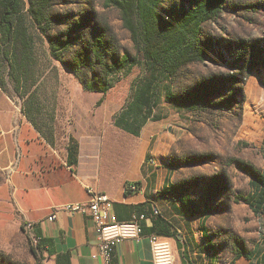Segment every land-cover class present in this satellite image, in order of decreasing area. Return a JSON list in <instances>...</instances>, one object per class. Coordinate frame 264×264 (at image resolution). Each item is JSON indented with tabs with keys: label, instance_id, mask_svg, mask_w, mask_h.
<instances>
[{
	"label": "rangeland",
	"instance_id": "rangeland-1",
	"mask_svg": "<svg viewBox=\"0 0 264 264\" xmlns=\"http://www.w3.org/2000/svg\"><path fill=\"white\" fill-rule=\"evenodd\" d=\"M179 1L163 0L165 17ZM50 16L52 36L74 38L64 52L66 61L88 50L80 75L54 58L48 39L37 34L34 76L18 90L7 65L0 67V81L3 77L6 90L22 107L31 108L45 133L53 126L57 135L66 134L75 97H80V133L88 132L91 120H99L94 130L103 132L106 117L110 123L105 129H120L116 119L132 104L136 80L145 73L143 55L137 53L120 11L105 0H54ZM96 38L103 41L101 61L91 50ZM204 39L214 44L209 59L184 66L174 79L167 77L155 107L141 111L148 126L152 121L162 125L154 138L159 154L153 159L170 162L180 187L208 209L211 236L223 264H229L241 249H264V215H256L246 200L253 193L251 171L264 172V0H227L204 25ZM136 54L134 68L122 63L107 76L114 61ZM105 78L110 83L105 93L84 88L83 81L99 85ZM212 78L221 90L205 96L196 109L167 98L169 89L182 96ZM4 184L0 170V264H39L42 255L36 256V242Z\"/></svg>",
	"mask_w": 264,
	"mask_h": 264
},
{
	"label": "crops",
	"instance_id": "crops-1",
	"mask_svg": "<svg viewBox=\"0 0 264 264\" xmlns=\"http://www.w3.org/2000/svg\"><path fill=\"white\" fill-rule=\"evenodd\" d=\"M73 100L66 134L59 136L53 131L48 136L0 82V170L20 218L32 223V233L43 241L39 264H101L100 258L93 257L99 238L89 214L60 212L56 220L48 219L58 205L87 202L90 188L111 197V214L117 221H129L137 212L147 214L142 222L145 235L121 241L115 264H156L151 233L169 239L174 264H223L210 233L209 213L191 201L188 191L178 188L176 169L170 162L153 159L159 154L154 138L162 125L152 121L148 126L147 121L137 120L142 128L129 140L132 155L126 169L118 171L117 165L104 157L109 119L106 117L103 132H95L99 120H91L88 132L80 133V97ZM114 131L116 137L122 135L121 140L128 136L122 129ZM133 182H139L141 189L127 193ZM154 207L159 209L158 215L153 214ZM229 264H264V249L254 247L234 256Z\"/></svg>",
	"mask_w": 264,
	"mask_h": 264
},
{
	"label": "trees",
	"instance_id": "trees-1",
	"mask_svg": "<svg viewBox=\"0 0 264 264\" xmlns=\"http://www.w3.org/2000/svg\"><path fill=\"white\" fill-rule=\"evenodd\" d=\"M53 1L29 0L27 5L25 0H0V67L9 66L12 81L18 90L35 74L37 34H43L48 39L51 55L77 76L88 63V50L78 51L71 61H66L64 52L69 50L74 38L54 37L49 33L50 7ZM187 1H189L188 4ZM226 1L181 0L170 7L168 17H165L161 11L163 0H105L107 6H114L120 11L123 24L130 32L137 53L143 55L145 69V73L136 80L132 104L116 119L118 128L125 131L128 136L121 140L122 135H118L120 138L116 137L114 129H110L108 130L110 138L105 139L103 144L104 157L113 161L118 171L126 169L128 159L132 155L129 140L138 135L141 129V125L136 123L137 120H141L142 123L147 120V116H144L141 110L155 107L157 94L164 80L167 77L174 79L181 68L188 64L209 59L208 50L214 44L210 39H204V25L220 14ZM102 45L103 41L96 38L91 47L95 58L99 61L102 56ZM138 62L137 54L116 60L106 68L107 76L122 63L132 69ZM0 82L6 90L3 77ZM83 82L87 90H99L105 93L110 88L109 80L106 78L99 85L94 81ZM216 85L215 79L212 78L182 96L169 89L167 98L175 99L183 107L196 109L200 107L205 96L212 94L213 90H221L216 89ZM23 110L40 131L48 136L53 133V126L49 127L48 133L43 131L31 108L23 107ZM105 149L108 153H105ZM251 175L253 193L246 200L256 215H264V172L251 171ZM136 183L139 184V182ZM177 186L180 190H185L179 183ZM127 193H131L128 188ZM191 201L200 209V204L193 198ZM203 210L209 213L207 208L204 207ZM160 220L159 217L157 221ZM42 244L43 241L38 240L34 250L36 256L42 249ZM246 253L241 249L235 257Z\"/></svg>",
	"mask_w": 264,
	"mask_h": 264
},
{
	"label": "built area",
	"instance_id": "built-area-1",
	"mask_svg": "<svg viewBox=\"0 0 264 264\" xmlns=\"http://www.w3.org/2000/svg\"><path fill=\"white\" fill-rule=\"evenodd\" d=\"M127 188L131 192L141 189L136 182L130 183ZM89 200L87 202H68L53 208V212L48 216L50 221L57 218L58 213H86L89 214L96 223L98 232V251L93 254L94 258H100L101 264H115V251L124 239H139L145 235L142 222L146 220L147 214L137 212L133 218L126 222L117 221L111 214L112 199L102 191L90 188ZM153 214L158 215L159 209L153 208ZM27 229L32 239L38 243V239L32 233L33 224L27 223ZM153 247L154 260L156 264H174L175 256L172 245L168 238L156 233L149 234Z\"/></svg>",
	"mask_w": 264,
	"mask_h": 264
}]
</instances>
